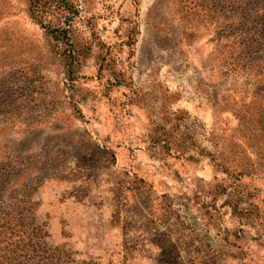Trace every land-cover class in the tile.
I'll return each instance as SVG.
<instances>
[{
    "label": "rangeland",
    "instance_id": "1",
    "mask_svg": "<svg viewBox=\"0 0 264 264\" xmlns=\"http://www.w3.org/2000/svg\"><path fill=\"white\" fill-rule=\"evenodd\" d=\"M0 264H264V0H0Z\"/></svg>",
    "mask_w": 264,
    "mask_h": 264
}]
</instances>
